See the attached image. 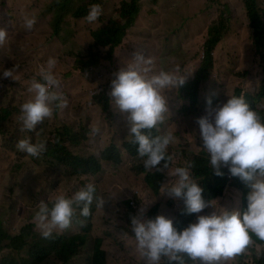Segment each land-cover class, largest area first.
Listing matches in <instances>:
<instances>
[{"label":"rangeland","instance_id":"374dc122","mask_svg":"<svg viewBox=\"0 0 264 264\" xmlns=\"http://www.w3.org/2000/svg\"><path fill=\"white\" fill-rule=\"evenodd\" d=\"M193 1L198 5L194 14L189 13L184 19V25L168 27L179 15L177 9L192 6ZM124 2L132 0H0V28L8 34L5 44L0 46V222L8 234L21 233V243L26 245L20 253L0 251V264H22L33 242H49L42 238L33 219L41 201L48 202L50 196L59 194L71 195L88 183L96 186L105 201L98 206L97 215L91 213L86 220L76 219L78 235L90 226L88 246L70 262L54 264H87L97 245L106 252L105 264H146L136 250L129 205H134L137 214L143 209V215L159 205L156 216L163 214L173 222L176 220L185 204L163 192V187L175 178L168 174L167 179L154 184L158 190L148 185L146 176L152 169L144 167L143 158L134 159L125 150L123 144L132 137L128 136L124 118L113 107L110 96L114 73L131 62L134 51H142L151 58L153 72L164 67L167 57L173 60L171 69L185 63L181 72L186 82H191L203 63L207 29L216 28L220 35L221 41L209 55L213 65L199 88L196 111L185 115L181 110L185 102L182 95L174 89L166 91L169 111L164 123L156 128L162 135L173 136L168 154L174 153L187 166L195 156L208 157L196 123L205 114L207 100L211 98L215 106L227 102L237 89L256 96L264 88V56L253 46L244 0L139 2V13L119 46L113 49L112 42L96 43L94 32L111 23H125L121 16ZM92 4H99L102 14L89 23L85 17ZM83 5L87 6L86 14L80 19L76 14ZM258 5L264 9V0H258ZM25 15L36 18L31 30L24 26ZM193 23L200 27H188ZM50 57L57 61L59 91L68 106L56 109L53 117L44 125H37L34 131H22L18 120L20 106L31 95L28 89L32 78L39 79V69L46 66ZM13 68L16 80L4 78L2 71ZM256 110L264 117V97L258 100ZM93 128H99V132L93 134ZM29 138L33 144L45 143V153L32 157L19 151L18 141ZM110 147L115 148L113 156L119 155L120 162L103 159V152ZM63 149L88 161L96 174L82 175L62 165L54 157H65ZM217 200L213 201L217 211H223L222 207L241 211V192L234 188ZM215 210L210 207L204 212L210 215ZM198 215L204 214L201 212L196 218ZM15 220L22 222V226L16 228ZM260 259L264 257L257 258L255 250L249 249L228 264H257ZM160 264H168L166 258Z\"/></svg>","mask_w":264,"mask_h":264},{"label":"clouds","instance_id":"9594fccd","mask_svg":"<svg viewBox=\"0 0 264 264\" xmlns=\"http://www.w3.org/2000/svg\"><path fill=\"white\" fill-rule=\"evenodd\" d=\"M101 14L102 7L92 4L85 19L92 23ZM35 23L34 16H24L28 30ZM7 35V30L0 28V46L5 44ZM130 61L114 73L110 96L113 107L124 118L128 136L133 138L131 142L138 145L137 153L143 158L144 167L150 171L165 161L164 167L175 179L163 187V192L183 200L188 214H199L208 207L216 209L210 215H198L196 221L183 230L163 214L145 219L142 209L131 217L136 250L146 264H160L162 258H166L168 264H186L185 257L193 264H228L252 247L257 258L264 257V243H255V240L264 242V117L244 96L232 95L227 102L215 106L209 98L205 114L197 118L202 148L209 156L214 174L222 177V169L227 168L232 177H238L249 189L246 210L222 207L223 211H217L213 201L218 200L204 199L203 188L191 176V164L183 167L177 159L178 166L170 167L173 157L168 154V147L173 136L149 134L164 123L169 111L166 91H175L186 82V77L179 66L153 72L151 58L142 51H134ZM56 65V59L50 57L46 66L40 67L39 79L32 78L28 89L31 95L20 106L18 116L22 131H34L37 125L52 118L56 109L68 106L59 91L61 82L55 72ZM15 70H3V77L16 80ZM92 132L98 133L99 128H93ZM16 147L32 157L46 150L45 143L33 144L30 138L19 140ZM96 191V186L88 183L71 197L59 194L50 196L48 202L41 201L33 219L42 237L50 239L54 231L68 229L75 215L74 206H82L80 215L88 217L90 206L98 199ZM100 204H105L102 198L98 200V206Z\"/></svg>","mask_w":264,"mask_h":264},{"label":"trees","instance_id":"16d2710c","mask_svg":"<svg viewBox=\"0 0 264 264\" xmlns=\"http://www.w3.org/2000/svg\"><path fill=\"white\" fill-rule=\"evenodd\" d=\"M142 3L141 0H132L131 3L124 2L121 7V16L124 19L125 23L117 24L111 23L104 28L99 29L94 32V37L96 43L107 45L112 42V47H116L121 43L122 37L125 35L126 30L134 24L135 18L139 13L138 3ZM245 7L247 11V17L249 20V28L251 30V39L253 41V46L255 51L258 54L264 56V9L260 8L258 5V0H245ZM87 6L83 5L80 8V13L76 14L80 19L85 17V11ZM122 25L120 28H118ZM220 35L215 29H210L208 34V39L205 43V52H207L208 56L203 60V63L199 67V70H195L196 76L193 81L185 82L180 88H176L177 92L182 95V98L185 102L181 105V110L185 115H191L196 111L197 106L200 103L199 96V88L204 85V82L207 80V73L212 68V58H210L211 51L214 47L218 45L220 42ZM93 63V62H90ZM235 96H244L247 102L256 109V105L258 100L264 97V88L263 90L255 95L250 94L249 92L244 91L243 89H237L234 93ZM105 92L102 94V98H104ZM100 103V98L98 96L95 97ZM175 103L177 104L176 100ZM46 122L44 121L43 125ZM146 132L148 130H145ZM151 136L162 135L157 131L156 128L150 130L149 133ZM133 138L128 142L123 144L125 150L128 154L134 159H139L137 148L138 145L132 143ZM114 147L107 148L103 154V159L106 160H115L120 162V156H113ZM63 152L68 158L72 159V162L65 156L63 158H56L62 165L70 167L75 172L82 175H90L96 174V169L93 168L88 161L79 157L72 156L70 153H66L63 149ZM45 152H42L44 154ZM173 157L170 167L175 168L178 166V158L174 153H169ZM165 161H162L159 166L153 168L152 171L148 172L146 176V180L148 185L155 189L157 186V182H162L167 179L169 169L164 167ZM191 173L193 179H195L200 186L203 188V197L205 200H216L219 198H223L225 196V192L229 189H237L241 192V211L247 209V194L249 189L246 185L238 178L232 177L228 172L227 168H223L222 171L224 175L217 176L212 171L209 156H195L191 161ZM187 166V163L183 164V167ZM156 184V186H154ZM74 194V193H73ZM71 195H66L71 197ZM96 197L98 199H94L92 205L90 206V214H96L98 209V200L100 197V191H96ZM75 215L72 220L71 226L62 230L61 232H53L52 237L49 239V242L45 240L33 242L28 248V255L26 258H23L22 264H54L56 261H62L63 263L70 262L73 258L78 256L80 252L88 246V234L90 233V226L84 227V234L78 235V227L76 226V219L86 220L88 217H83L80 215L82 206H74ZM129 214L128 216L132 217L137 215V210L133 204L129 205ZM159 212V205H155L152 207L146 215H144L145 219L154 218L156 214ZM149 215V217L147 216ZM197 214H188L186 212L185 205L178 211L176 215V220L174 221V226L179 230H183V228L187 227L189 223H192ZM14 226L16 228L22 226V222L20 224L16 223V220L13 221ZM41 233V231H40ZM43 238V237H42ZM45 239V238H43ZM255 239V237H254ZM8 241V242H7ZM7 242V243H6ZM260 242V241H259ZM25 244L21 243V233L14 234V236L8 234L2 227V223L0 222V251L4 249L16 250L17 252H22L25 248ZM255 250V247L250 248ZM186 264H193L191 260H188L187 257ZM167 260V259H166ZM106 262V252L97 245L92 254L87 260V264H105ZM168 263V261H167ZM257 264H264V259L256 260Z\"/></svg>","mask_w":264,"mask_h":264},{"label":"crops","instance_id":"0c3cea01","mask_svg":"<svg viewBox=\"0 0 264 264\" xmlns=\"http://www.w3.org/2000/svg\"><path fill=\"white\" fill-rule=\"evenodd\" d=\"M149 0H147V2H148ZM172 2H178V1H180V2H184L185 0H171ZM197 5H198V2L197 1H193L192 2V6H185V7H183V8H178L177 9V11H178V13H179V15L176 17V19L168 26V27H172V28H178V27H181V26H183L184 25V19L185 18H187L188 17V14L189 13H191L192 15L194 14V10L196 9V7H197ZM243 6L245 7V0H244V2H243ZM245 9H246V7H245ZM196 19V18H195ZM193 27V28H195V27H200V25L199 24H197V23H193V24H189L188 25V27ZM165 28L167 27V25H165L164 26ZM209 31H210V28H208L207 29V31H206V36L209 34ZM206 51V50H205ZM206 55H207V52H205V54H204V59L203 60H205L206 59ZM172 64H173V60H172V58L171 57H167L166 59H165V65H164V67L163 68H161V69H163V70H169V69H171V66H172ZM185 63H183L179 68H180V70L182 71V67H183V65H184ZM189 64H186V66H188ZM160 69V70H161ZM159 71V70H158ZM157 71V72H158ZM182 73V72H181ZM237 190V189H236ZM217 200V199H216ZM210 207H208V208H206V209H209ZM205 210V209H204ZM204 210L202 211V213L205 215V212H204Z\"/></svg>","mask_w":264,"mask_h":264},{"label":"built area","instance_id":"2783aa9c","mask_svg":"<svg viewBox=\"0 0 264 264\" xmlns=\"http://www.w3.org/2000/svg\"><path fill=\"white\" fill-rule=\"evenodd\" d=\"M146 1H147V0H141V2H143V3L146 2Z\"/></svg>","mask_w":264,"mask_h":264}]
</instances>
